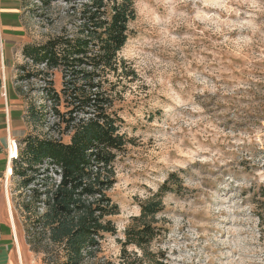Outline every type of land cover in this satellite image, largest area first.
<instances>
[{
    "label": "rangeland",
    "instance_id": "1",
    "mask_svg": "<svg viewBox=\"0 0 264 264\" xmlns=\"http://www.w3.org/2000/svg\"><path fill=\"white\" fill-rule=\"evenodd\" d=\"M23 1L29 42L66 25L64 4L48 11ZM133 2L136 18L118 55L134 76L117 86L116 105L130 142L115 162L109 195L119 213L102 255L116 261L138 202L173 174L175 192L163 198L167 232L153 245L167 264H264V0ZM53 82L60 86L58 72ZM17 85L25 107L47 105L42 82ZM10 186L23 264H42L25 241L16 180Z\"/></svg>",
    "mask_w": 264,
    "mask_h": 264
},
{
    "label": "trees",
    "instance_id": "2",
    "mask_svg": "<svg viewBox=\"0 0 264 264\" xmlns=\"http://www.w3.org/2000/svg\"><path fill=\"white\" fill-rule=\"evenodd\" d=\"M36 1L48 11L64 4L68 21L45 41L25 43L24 63L16 66V81L42 82L39 91L47 103L25 107L32 129L17 139L11 159L26 244L42 264H167L153 245L167 232L163 198L175 192L173 174L138 202L139 214L117 239L116 261L101 248L106 235L116 234L112 217L119 206L109 190L116 183V159L130 142L116 105L117 86L134 76L118 55L136 18L134 2ZM22 5L27 6L23 0ZM54 72L60 75L58 88Z\"/></svg>",
    "mask_w": 264,
    "mask_h": 264
},
{
    "label": "crops",
    "instance_id": "3",
    "mask_svg": "<svg viewBox=\"0 0 264 264\" xmlns=\"http://www.w3.org/2000/svg\"><path fill=\"white\" fill-rule=\"evenodd\" d=\"M22 0H0V264H23L19 230L13 213L10 140L27 132L25 104L16 81L22 47L29 42ZM10 165V166H9Z\"/></svg>",
    "mask_w": 264,
    "mask_h": 264
},
{
    "label": "bare ground",
    "instance_id": "4",
    "mask_svg": "<svg viewBox=\"0 0 264 264\" xmlns=\"http://www.w3.org/2000/svg\"><path fill=\"white\" fill-rule=\"evenodd\" d=\"M10 150H9V157L13 158L17 156V144L15 143V141L10 140ZM10 166V165H9ZM8 173L12 174V169L11 167H8Z\"/></svg>",
    "mask_w": 264,
    "mask_h": 264
},
{
    "label": "clouds",
    "instance_id": "5",
    "mask_svg": "<svg viewBox=\"0 0 264 264\" xmlns=\"http://www.w3.org/2000/svg\"><path fill=\"white\" fill-rule=\"evenodd\" d=\"M206 6H208V5H206ZM212 7H224V5H219V4H214V5H211ZM171 8H172V6H171ZM147 13L149 14V15H151V16H153L155 19H159V17H158V14L155 12V9H151V8H149V9H147Z\"/></svg>",
    "mask_w": 264,
    "mask_h": 264
},
{
    "label": "built area",
    "instance_id": "6",
    "mask_svg": "<svg viewBox=\"0 0 264 264\" xmlns=\"http://www.w3.org/2000/svg\"><path fill=\"white\" fill-rule=\"evenodd\" d=\"M10 150V147H8V151ZM12 159V158H11Z\"/></svg>",
    "mask_w": 264,
    "mask_h": 264
}]
</instances>
